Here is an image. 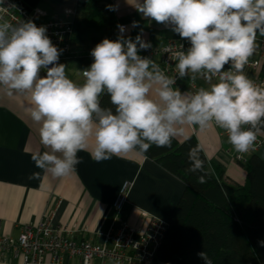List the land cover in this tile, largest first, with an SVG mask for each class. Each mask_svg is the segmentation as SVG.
<instances>
[{"label":"clouds","instance_id":"1","mask_svg":"<svg viewBox=\"0 0 264 264\" xmlns=\"http://www.w3.org/2000/svg\"><path fill=\"white\" fill-rule=\"evenodd\" d=\"M9 8L15 5L0 6V13ZM136 9L188 42L187 49L182 45L171 54L176 76L141 56L151 43L141 34L125 36L126 26L118 24L116 40L104 38L91 50L93 62L80 70L84 79L78 84L59 63L63 50L53 44L46 26L31 19L12 23L0 15V86L9 95L30 97L27 110L48 149L31 154L37 169L66 176L84 162L78 156L82 151L96 162L133 152L147 159L152 145L171 147L174 138L183 136L184 125H215L226 131L237 153L253 150L264 129V86L244 68L256 50L257 35L264 37V0H137ZM138 26L134 21L132 27ZM185 77H201L209 87L194 93L174 87ZM105 95L110 107L102 106ZM201 152L199 144L189 148L188 171L199 173L197 182L204 184L212 170H206ZM40 178V172L28 177ZM258 243L264 247V240ZM197 256L212 264L206 251Z\"/></svg>","mask_w":264,"mask_h":264},{"label":"crops","instance_id":"2","mask_svg":"<svg viewBox=\"0 0 264 264\" xmlns=\"http://www.w3.org/2000/svg\"><path fill=\"white\" fill-rule=\"evenodd\" d=\"M28 8L38 7L45 11L46 18L54 15L63 17L71 11L76 0H16ZM118 24H127V36L132 39L138 34L151 45L159 46L166 39L179 38L170 28L146 19L136 9L137 0H111ZM138 27H132L133 22ZM149 31H152L150 33ZM140 54V53H139ZM69 60V59H68ZM68 60L60 61L66 63ZM82 70V69H80ZM80 70L67 76L76 83L83 82ZM201 85H209L201 82ZM174 87L188 91L186 79ZM155 97V93H152ZM31 106L26 94L13 93L0 86V230L16 237L26 224H36L45 215L52 213L54 225H64L74 230V237L101 243L104 232L115 221L112 203L123 181L130 182L127 202L122 216L138 230L148 222L147 213L168 221L181 195L184 184L175 175L158 165L151 158L145 159L137 153L113 156L110 160L96 162L89 151L78 153L83 163L75 171L54 177L37 169L31 160L35 151H47L39 137L40 125L31 119L27 110ZM184 135L175 139L182 141L193 135L209 161L210 168L218 167L224 178L233 184H242L245 169L236 162L227 149L228 139L218 128L210 125L206 129L184 125ZM256 154L264 157V147ZM33 172H40L39 180H29ZM20 257L11 252L0 254V264H20ZM39 264H52L43 262ZM57 264H79L77 258L64 257ZM93 264H100L94 260ZM111 264V263H106Z\"/></svg>","mask_w":264,"mask_h":264},{"label":"trees","instance_id":"3","mask_svg":"<svg viewBox=\"0 0 264 264\" xmlns=\"http://www.w3.org/2000/svg\"><path fill=\"white\" fill-rule=\"evenodd\" d=\"M108 5L113 6L111 0H76L69 60L80 69L93 62L90 52L97 43L117 39L118 18ZM101 103L111 106L106 95ZM196 144L193 135L182 141L174 138L171 147L152 145L146 153L184 184L154 264H204L197 256L200 251H206L212 264H264V247L258 243L264 240V157L253 153L239 163L246 172L242 184L228 182L218 167H212L211 177L200 184L199 173L188 171L187 153ZM201 158L207 170L203 150Z\"/></svg>","mask_w":264,"mask_h":264},{"label":"built area","instance_id":"4","mask_svg":"<svg viewBox=\"0 0 264 264\" xmlns=\"http://www.w3.org/2000/svg\"><path fill=\"white\" fill-rule=\"evenodd\" d=\"M10 4H14L15 8H9L6 13H0V15H4V18L12 23L31 19L37 26H46L47 35L53 44L63 50L59 62L70 58L74 8L67 11L63 17L54 15L46 18V13L42 9L28 8L16 0H4V4L0 6L8 7ZM119 25L126 26L127 31L124 35L127 36L129 28L127 24ZM115 32L118 37L120 33L117 27ZM182 45L184 49L189 46L188 42L181 40L180 37L169 38L159 46L152 45L150 49L141 51L140 55L152 58L166 75L176 76V61L172 59L171 54L173 51L180 50ZM262 66H264V37L257 35L256 50L245 66L244 72L258 85L264 86ZM185 79L189 92L194 93L199 87H209V85H201V82L208 83L201 77H197L195 81L189 77H185ZM179 81L177 80V83ZM216 82V78H214L212 83ZM215 127L219 129L222 136L228 139L226 131ZM262 147H264V133L259 132L253 150L240 154L231 146L227 152L236 162L244 163L248 155L257 153ZM129 187L130 182L125 180L119 188L112 203L116 214L115 221L104 232L103 242L75 238L74 230L71 227L54 225L52 213L47 212L38 223L23 225L16 237L2 233L0 230V254L11 252L14 257H20V264H39L46 261L57 264L64 257L77 258L79 264H93L94 260H98L100 264H154L157 248L162 243L167 231L168 221L143 213L148 216V222L143 230L140 231L129 224L122 216Z\"/></svg>","mask_w":264,"mask_h":264},{"label":"rangeland","instance_id":"5","mask_svg":"<svg viewBox=\"0 0 264 264\" xmlns=\"http://www.w3.org/2000/svg\"><path fill=\"white\" fill-rule=\"evenodd\" d=\"M85 47H91V45ZM94 48V47H93ZM66 65V72L68 74L76 75V73L80 70L79 65L74 60H68V62L63 63Z\"/></svg>","mask_w":264,"mask_h":264}]
</instances>
